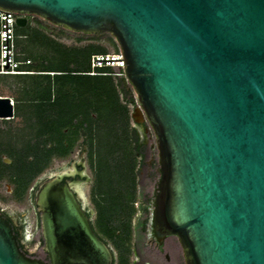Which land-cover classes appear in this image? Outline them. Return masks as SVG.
<instances>
[{"label": "water", "instance_id": "obj_1", "mask_svg": "<svg viewBox=\"0 0 264 264\" xmlns=\"http://www.w3.org/2000/svg\"><path fill=\"white\" fill-rule=\"evenodd\" d=\"M0 9L110 35L139 104L132 119L157 140L155 236L178 239L186 264H264V0H0ZM13 117L0 97V119ZM78 176L89 180L85 169ZM70 178L52 173L36 193L48 262L22 252L0 214V264H113L81 207L85 182L63 184Z\"/></svg>", "mask_w": 264, "mask_h": 264}, {"label": "rangeland", "instance_id": "obj_2", "mask_svg": "<svg viewBox=\"0 0 264 264\" xmlns=\"http://www.w3.org/2000/svg\"><path fill=\"white\" fill-rule=\"evenodd\" d=\"M29 20L31 23L19 34L22 38L19 40L18 47L24 59H30L35 63L37 57L51 59L54 55L52 50L56 45L63 49H86L89 46H94L106 53L116 52L119 48L115 40L108 34L86 36L55 27L38 17H31ZM35 36L40 40L33 42L32 45L31 40ZM41 37L53 45L50 47L42 45ZM116 72L110 71L113 74ZM112 78L117 84L122 110L113 122H96L99 124L100 137L98 136L97 143L95 142V151L91 157V147L88 144L90 139L86 134L82 133L78 136L74 146H69L68 149L60 148L55 138L45 134L39 135L40 119L34 115H28L25 108H28V102L38 94L32 91L44 86L45 80L0 76V97L11 99L16 110L14 120L0 119V209L9 215L26 217L29 233L35 231V216L28 196L35 192L41 182L45 181L52 173L61 171L70 162L76 160L81 151H86L87 173L94 179L92 188L110 191V193L112 191L114 198H119L125 189L136 184L137 181L138 201L141 200L143 192L148 195L151 192L153 185L147 183L145 175L150 171L147 168V163H155L159 155L156 137L147 123L145 126H139L132 119L135 110L133 106L137 100L132 87L123 78L113 76ZM29 107L35 108V106ZM48 116L52 118V115ZM66 117L69 119L68 115ZM36 118L38 119L36 120ZM53 118H56L55 114ZM66 137V141L69 142L72 136L69 133ZM106 143L110 144L111 147L108 145L110 149L105 146ZM102 145L104 146L101 147ZM140 145L141 148H139ZM96 148L105 156L111 149L114 153L99 160ZM100 163L108 165V172L105 173L102 168L100 170ZM152 166V171L155 173L156 167ZM144 183H147L149 188L145 191ZM83 191L89 198L91 188L86 187ZM92 198L94 200L90 204L88 203L89 209L94 208L99 196L97 198L93 193ZM136 214L133 228L130 230L128 225V231L125 230L127 237L122 236L124 235L122 234L123 230L120 225L116 226L115 223L114 225L110 224L113 227L112 234L101 231V236L113 248L116 256H121L123 264H134L137 261V250L141 252L144 260L148 257L146 256V240L143 235L139 234L135 226L137 219L141 216L139 210ZM118 232H121L120 237L117 236ZM34 246L35 242L31 241L29 248ZM147 263L148 261H143L142 264Z\"/></svg>", "mask_w": 264, "mask_h": 264}, {"label": "trees", "instance_id": "obj_3", "mask_svg": "<svg viewBox=\"0 0 264 264\" xmlns=\"http://www.w3.org/2000/svg\"><path fill=\"white\" fill-rule=\"evenodd\" d=\"M26 28L19 29L18 34ZM37 36L31 40L32 45L33 42L40 40ZM42 40L41 44L44 46L50 47L53 45L51 42H46L43 38ZM56 47L52 50L54 55L51 59L37 57L36 63L32 61L33 65L27 69L37 73L36 75L15 77L45 80L44 86L32 91L38 94L35 95L32 101L28 102V108H30L29 106H35L48 109L57 107V105L59 108H63L59 112H44L43 115H39L38 118L41 123L39 135L43 136L45 134L55 138L60 148H66L67 134L64 132L65 129H68L72 136L69 141V146L71 147L74 146L78 136L82 133L86 134L90 139L88 144L91 147V157H93L95 142L97 143L96 140H98V136L100 137L98 133L99 124L97 123L113 122L114 118L122 110L117 84L114 79L111 76L90 75L92 73L91 58L95 55L107 53L94 46H89L86 49H63L59 45H56ZM118 51L119 48H117L116 52ZM110 71L109 69H99L97 72L99 74H109ZM40 93L43 94L41 95ZM54 93L57 94V103L51 104L50 101ZM54 114L56 118H53ZM48 115H52V118ZM65 115L69 117L67 121ZM108 142L110 143V140ZM109 143L105 145L107 148L110 146ZM97 151L98 148H96ZM97 153L99 154V160H101L114 152L111 149L106 156L102 155L101 151ZM102 164H99L100 170L102 168L105 173L108 172V165ZM130 172L133 174L131 169ZM107 193L110 195L112 191ZM115 203L112 202L114 205Z\"/></svg>", "mask_w": 264, "mask_h": 264}, {"label": "flooded vegetation", "instance_id": "obj_4", "mask_svg": "<svg viewBox=\"0 0 264 264\" xmlns=\"http://www.w3.org/2000/svg\"><path fill=\"white\" fill-rule=\"evenodd\" d=\"M28 26V24H27ZM14 103V102H13ZM51 104L57 103V94H53L52 100L50 101ZM63 108L52 107V108H25L26 113L28 115H34L39 117V115H43L44 112L53 113L62 111ZM21 110V109H20ZM67 116V115H65ZM16 118V110L14 108V117L10 120L11 121ZM38 118H36L37 120ZM66 121L68 120L67 117L65 118ZM139 126H145L139 125ZM65 134L69 135V130H64ZM66 149L69 148V142H65ZM139 147V146H138ZM142 146L140 145L139 148ZM158 151V147H157ZM85 150L79 153V156L76 160L69 163V165L62 169L69 170L74 174V178H70L63 181V184L67 182H85L81 186L83 191L84 188L90 187L91 191L88 195L83 191L85 201L81 204V207L88 218L91 227L96 234V236L110 249L112 256H113V264H123L121 261V256L118 257L114 253L113 248L109 246V244L105 241V239L101 236V231H106L107 233L112 234L113 227L111 225L114 223L120 225L123 237H127L125 234L128 231V225L130 230L133 228V223L136 218V213L139 210L141 216L137 219L135 224L136 228L139 231V234L143 235L146 240V256L147 259H143L141 252L139 250L136 251V258L137 261L134 264H142L143 261H148L147 264H186L182 247L178 241V239L174 237L166 238L164 240L158 239L155 236L152 228V214L155 208V201H156V194L158 193V186L160 181V159L159 155L157 160L154 162L147 163V168H149V172L145 175V180H147L148 184H152L153 188L151 192L146 194L143 192V196L140 201L137 199V181L136 184H133L131 187L125 189L123 195H120L119 198H114L113 194H110L96 188H92L94 186V179L90 177L87 173V158L85 156ZM159 154V152H158ZM141 157V156H140ZM84 164V168L82 167ZM152 165L156 167L155 173L152 171ZM75 168V170H73ZM85 169L86 174L89 177L88 179H82L78 176V173L82 172ZM60 172V171H59ZM137 179V178H136ZM154 179V180H152ZM47 180V179H46ZM45 180V181H46ZM134 181V179H133ZM153 181V182H152ZM44 182V181H43ZM42 183V182H41ZM134 183V182H132ZM144 183V191L149 189L148 184ZM40 186V185H39ZM39 188V187H38ZM37 188V190H38ZM33 192L28 196L31 208L34 210L35 216V231L33 233H29L27 229V218L21 217L17 215H9L8 213L4 212V210L0 209V214L7 220V222L12 227L13 233L17 239L18 245L22 252H24L27 256L38 259L44 262H48V257L46 252L44 251V239L41 230V215L38 211V207L36 204V193ZM93 193L98 198L94 208L89 209L88 203L90 204L94 199L92 198ZM112 202H116L115 205ZM138 209V210H137ZM111 224V225H110ZM126 230V231H125ZM100 231V232H99ZM117 235L120 237V233ZM31 241L35 242V246L33 248H29Z\"/></svg>", "mask_w": 264, "mask_h": 264}, {"label": "built area", "instance_id": "obj_5", "mask_svg": "<svg viewBox=\"0 0 264 264\" xmlns=\"http://www.w3.org/2000/svg\"><path fill=\"white\" fill-rule=\"evenodd\" d=\"M33 16L19 15L0 9V76H26L36 75L27 68L33 65L30 59H24L19 51L18 43L22 38L18 34L17 26L19 19H26L29 25ZM91 76H113L126 80L124 73L123 55L120 52L95 55L91 58ZM99 69L117 71L115 74H99ZM14 105V103L12 102ZM139 107L138 101L133 108Z\"/></svg>", "mask_w": 264, "mask_h": 264}]
</instances>
